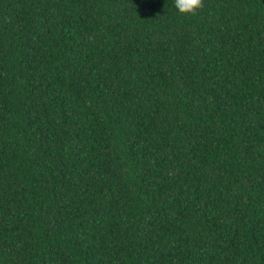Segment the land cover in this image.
I'll list each match as a JSON object with an SVG mask.
<instances>
[{
    "label": "trees",
    "instance_id": "trees-1",
    "mask_svg": "<svg viewBox=\"0 0 264 264\" xmlns=\"http://www.w3.org/2000/svg\"><path fill=\"white\" fill-rule=\"evenodd\" d=\"M0 264H264V0H0Z\"/></svg>",
    "mask_w": 264,
    "mask_h": 264
},
{
    "label": "clouds",
    "instance_id": "clouds-1",
    "mask_svg": "<svg viewBox=\"0 0 264 264\" xmlns=\"http://www.w3.org/2000/svg\"><path fill=\"white\" fill-rule=\"evenodd\" d=\"M174 6L182 17H191L204 8V0H174Z\"/></svg>",
    "mask_w": 264,
    "mask_h": 264
}]
</instances>
